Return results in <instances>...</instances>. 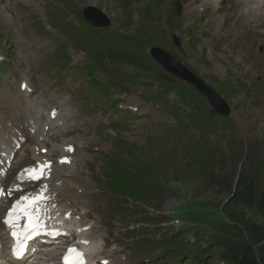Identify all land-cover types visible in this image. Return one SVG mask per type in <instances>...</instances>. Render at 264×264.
I'll return each instance as SVG.
<instances>
[{"label": "rangeland", "instance_id": "obj_1", "mask_svg": "<svg viewBox=\"0 0 264 264\" xmlns=\"http://www.w3.org/2000/svg\"><path fill=\"white\" fill-rule=\"evenodd\" d=\"M148 1L153 0H126L125 8L127 4L128 7L129 4L133 6L130 8L132 13L121 20L114 19L111 14L96 7L87 6L86 9L91 8L89 14L95 22L101 23L109 18L118 24L119 30H123V27L127 26L128 30L125 32L129 34L138 33L141 30V38L144 39L146 35L139 26L143 15L136 10L142 6L145 7ZM171 1L167 0V4L169 5ZM18 2L20 0H0V12H8L10 16L11 12L13 13L12 19L4 25L2 23L5 21L0 19V83L13 81L19 76H22L23 81L27 82L28 79L24 75L49 69L51 82L55 81L57 77L64 78L68 81L70 89L68 97L61 100L63 106H59L60 101L57 104H52L50 108H57L59 112L64 113H76L77 110H82L86 115L85 118L93 117L95 119L90 127L104 129L106 130L105 133L110 134L112 129H119L124 134L134 133L136 130L131 131L125 127L143 115H151L153 111L159 112L157 106L148 101L151 100L149 94L155 91L153 86L140 87L138 90H134V95L125 88H122L119 94H115L111 90L112 85L109 87V98L112 102L115 96L132 94L136 101L134 108L125 104L119 105L117 108L115 106L109 107L105 102L97 99V95L87 88L88 81L83 72L79 69L65 71L61 64L62 57L57 58L58 47L61 43L59 39L53 40L52 38L56 34L55 31H58L52 21H49V18H44L41 22H34L27 18L26 11L17 13L16 4ZM167 8L168 6L164 9ZM63 13L65 19H70L69 12L63 9ZM229 14L232 15L233 12L231 11ZM72 16L76 18L77 24L87 27H81L78 32L80 37L97 44L101 36L99 29L87 25L83 20L81 10L78 8L72 11ZM131 20L133 24L129 25ZM22 26L27 27L26 32L22 30ZM15 31L18 32V37L9 46H6L5 44ZM61 36L66 42L64 46L67 48V55L72 59L73 51L79 45L74 42L70 32L65 30ZM27 37L39 45L49 46L51 51L45 54L38 48L28 45ZM175 39L178 41L177 43ZM175 39L168 37L164 45L166 49L158 47L155 50L168 53L216 93L227 105L229 117H233L235 122L237 116L234 104L231 102L230 87L226 86L224 89L220 86L218 88L214 84L211 85L206 80H202L192 68L184 65L182 62L187 63L178 59L177 47L181 48L188 44L184 39L180 40L177 37ZM105 47L106 43L101 48ZM259 49L262 48H257V52L261 53L262 51L259 52ZM115 54L120 56L119 52H115ZM106 56L116 67L125 62V60L111 59L108 50ZM51 60H53L52 64H50ZM84 64H89V62ZM95 68L98 69V67ZM153 69L158 74L159 82L167 84L166 92L175 86L186 87L178 80L162 76L160 70ZM96 76L99 77L100 73H96ZM129 78L133 81L136 76ZM100 79L102 81L101 77ZM141 81L150 82L143 77H141ZM87 93L89 94L86 95ZM84 98L88 99L89 102H82ZM156 98H152V100H156ZM166 100L163 99L164 102ZM189 100L197 104L199 98L189 95ZM141 102L144 103L143 106H141ZM208 108L211 111L209 106ZM262 108H264V99L258 100L256 105L252 104L248 111L249 115L244 116L243 127H241V131L246 137L241 139L236 134L227 133L225 129L231 127L225 126V121L222 119L209 116L210 111L203 110L201 103L197 109L185 105L186 112L191 110L190 115L197 117V123H193L192 126L197 127L198 131L207 129L206 127L214 131L189 136L185 146L187 149L181 162L178 161L176 166H172L173 163L168 164L166 157L157 156L154 158L146 148L150 147L147 139L142 140L141 151L143 156L138 161L133 162L132 157L124 155L125 159L122 160V164L132 171L136 188L139 187V182L136 180L135 172L138 170L140 172L143 187L134 194L135 202L140 209L132 215L141 214L143 216L138 220V224L129 227V229L140 227L141 234L121 236L123 242L129 241L134 246L135 244L141 245V253L138 252L133 256L127 251L124 255L119 256L123 262L126 264H174L175 259L172 258V255L176 250L179 251L175 256L177 263L182 264L185 262L186 264H232L227 259L230 254L244 257L253 253L257 259L264 258V248L260 249L253 245L254 229L261 227V217L254 209L245 208V198L241 197L238 200L236 194V192L243 191L244 184H247L246 188L250 187L253 192H264V130L261 127L264 128V110ZM159 113L171 124L170 128L172 129L176 117L167 116L165 111ZM127 114L136 115L137 118L134 116L130 118L129 116V118L123 119ZM198 114H202V116L198 117ZM206 115L210 119L209 125L204 119ZM47 116L48 111L45 112L44 118L47 119ZM251 117L261 119L262 121L259 120L261 126L258 123L253 124ZM145 120L150 121L151 117L148 116ZM236 127L235 125L233 128ZM217 129L222 131L219 132L220 130ZM54 131L56 133L51 137L61 135L60 131ZM72 140L73 137L68 138L69 143ZM65 141L61 138L59 142H54L45 137L43 146L48 150L55 149L61 154ZM106 144L110 143H103L100 146ZM57 157L51 158L55 160ZM241 195L244 194L241 193ZM255 197L258 198L259 194H256ZM127 206L130 207L131 204L129 203ZM129 212L127 211L128 214H130ZM109 213L116 214L114 211ZM134 237H138L135 239L141 238V241L136 242ZM187 246L189 247L185 248ZM53 248L54 246L49 248V251ZM112 248L118 249L119 247L113 246ZM183 248L188 251L185 253ZM198 248H201L202 251L199 255L194 252ZM6 249L7 246L4 250ZM126 257L132 259V262L126 261ZM23 264H28V262H23Z\"/></svg>", "mask_w": 264, "mask_h": 264}, {"label": "bare ground", "instance_id": "obj_2", "mask_svg": "<svg viewBox=\"0 0 264 264\" xmlns=\"http://www.w3.org/2000/svg\"><path fill=\"white\" fill-rule=\"evenodd\" d=\"M125 1L59 0L58 5L68 12L75 8L96 7L105 13L111 14L114 19L121 20L132 13V9L129 7L125 8ZM175 1H180L183 5L180 15H174L171 6H169L164 10L155 9L154 20L145 17L140 21L139 26L146 35L144 48L164 47L168 37H177L189 43V45H184L178 50L195 73L202 80L204 79L209 84L218 86V88L219 86L224 89H226V86L230 87L232 92L231 102L234 104L237 116L234 125L237 127L226 128L225 131L244 139L246 136L241 131L244 116L249 115L248 111L252 104L256 105L258 100L264 99V0ZM218 7L221 8V11L215 14V10ZM231 11L233 12L232 15L229 14ZM209 12L213 16L205 20ZM211 19H214L215 23L209 28L207 23ZM68 25L69 28L66 31L70 32L71 37L76 39L88 54L93 56L98 51L100 52L99 59L107 61L105 54L107 49L113 44L112 35L101 34L100 40L96 44L80 37L78 32L81 28L74 26L72 20L68 22ZM22 30L26 32L27 27L22 26ZM17 37L18 32L15 31L5 45L9 46ZM26 40L28 45L38 48L45 54L51 51L49 46L39 45L33 42L30 37H27ZM105 43L106 47L102 49L101 47ZM259 46L263 47L262 53L257 52V47ZM30 82L28 78V92H30L31 88ZM22 84L23 81L19 83V89ZM23 94L21 91L8 94L6 91L0 90V169H5L10 165L8 167L9 171L14 162L29 158L34 161V167H31L29 171L41 173L43 179H49L47 171L50 164L46 158L41 156L40 152H37V149L40 151L44 149L43 145L37 142L41 135L45 133L44 129L36 130L32 141L28 139V129L33 125L38 127L37 122L29 123L38 105L25 106V113L22 110ZM39 94L45 96L44 92H39ZM29 97L30 95H28ZM132 98L126 96L121 98V100L129 102ZM262 109L264 110V108ZM40 116L42 117L43 115ZM160 116L162 119H157L153 113V128L150 131L145 132L137 128L136 132L130 134L116 132L114 137L103 142L122 146L125 152L134 154L132 155L133 159L138 161L142 140L147 139L150 147L146 148H148L154 158L157 156L166 157L168 164L173 163L172 166H176L178 161L181 162L183 160V154L187 149L185 146L188 137L196 136L193 134L207 133V131L193 130L188 132L179 123L174 124L173 131H170L167 128V121L164 120L162 115ZM60 117L67 120L72 116L68 114L62 116L59 113L57 119ZM259 120L261 119L252 118V123L259 124ZM88 122L86 121V123ZM259 126L261 125L259 124ZM261 127L264 130L263 126ZM69 128L73 129L70 134L66 133ZM89 128L75 121L70 126L60 127V131H63L62 133L68 136L63 138L66 140L64 146L69 145L71 152L76 146L75 140L77 137L73 136L77 132V135L82 139L80 152L77 149L74 150L73 154L78 155L72 161L67 153L63 152V157L60 159L68 157V164L61 167L57 166V168L53 169L54 173L57 174L56 178H53L51 182L42 183L41 187L29 194L30 197L39 195L44 198V201L34 208L28 218L38 219L40 222H45L52 226V229L59 230L57 232L58 246L44 260L39 259L34 264H39L40 262L44 264H60L58 257L64 250V246L81 239L89 242V245L83 248L84 253L90 255L93 260L91 261L92 264H98L102 259L112 258L114 251L120 250L112 248L116 244L118 234L124 233L127 227L136 223V220L128 213L125 218L119 217L115 222L106 223H104L103 218L96 215L105 214L107 199L102 191L98 193L91 192V181L98 180L97 171H101L103 166L98 158V147L101 142L90 137ZM50 130L49 127L46 131L47 136H49ZM130 130L133 131L134 129L131 128ZM217 130H220L219 132L222 131L221 129ZM208 131L211 132V130ZM70 136L73 137V140L69 143L68 138ZM252 145L254 146V144ZM15 147H19V149L15 150ZM56 152L55 150L53 153L52 151L49 153L54 154ZM161 152L163 153L159 155ZM3 154H5L4 157H2ZM11 160L13 161L12 163ZM185 161L187 162L186 158ZM82 167H86L88 172L85 173L81 169ZM61 175H65L66 178H61ZM86 176L90 178V181L86 179ZM71 183L77 187L72 186ZM140 183L143 184L141 180ZM10 194L8 193V195ZM0 207H2L1 204ZM128 209L127 211L133 210L137 212L131 207ZM4 213L5 210H3ZM13 216L17 218L18 214L14 213ZM110 217L114 219L116 215L110 214ZM91 222L93 223L89 225ZM64 225H67V227L63 232L61 227ZM3 231L6 230L0 220V233ZM131 234H141V228H132ZM7 239L8 235H0V264H22V261L19 262V260L10 258L8 255L9 248L7 252L4 251L3 246ZM139 241H141V238ZM12 246L10 245V248ZM41 248H44V246H39L40 250ZM128 249L133 256L137 252L141 253V245L139 244L134 246L129 242ZM90 250L91 252L89 253ZM12 254L14 256L15 253ZM103 255L108 257L102 258ZM126 261L132 262V259L126 257ZM112 262H114L113 258ZM115 264H126V262L115 259Z\"/></svg>", "mask_w": 264, "mask_h": 264}, {"label": "trees", "instance_id": "obj_3", "mask_svg": "<svg viewBox=\"0 0 264 264\" xmlns=\"http://www.w3.org/2000/svg\"><path fill=\"white\" fill-rule=\"evenodd\" d=\"M243 185V184H242ZM240 186V185H239ZM247 184L243 185L242 192H236L238 200L241 197L245 198V208L254 209L256 213L259 214L262 220V225L260 228L254 229V238L253 245L263 249L264 248V192H253L250 187H247ZM243 193L244 195H241ZM246 193V194H245ZM259 194V197L256 198L255 195ZM251 253V251H249ZM228 260L232 264H264V258L257 259L253 253L248 256L239 257L236 254L228 255Z\"/></svg>", "mask_w": 264, "mask_h": 264}, {"label": "water", "instance_id": "obj_4", "mask_svg": "<svg viewBox=\"0 0 264 264\" xmlns=\"http://www.w3.org/2000/svg\"><path fill=\"white\" fill-rule=\"evenodd\" d=\"M87 19L89 18L87 17ZM152 56L166 71L197 87L205 96H207L215 112L224 116L229 115V109L227 105L222 100H220L214 92L206 88L201 82L193 79L192 76L183 68H181L180 65L176 63L169 55L162 51L154 50L152 51Z\"/></svg>", "mask_w": 264, "mask_h": 264}, {"label": "snow or ice", "instance_id": "obj_5", "mask_svg": "<svg viewBox=\"0 0 264 264\" xmlns=\"http://www.w3.org/2000/svg\"><path fill=\"white\" fill-rule=\"evenodd\" d=\"M35 179H40L41 178V176H36V177H34ZM39 234V233H38ZM13 235H15V234H13ZM20 257H18V259H19Z\"/></svg>", "mask_w": 264, "mask_h": 264}]
</instances>
